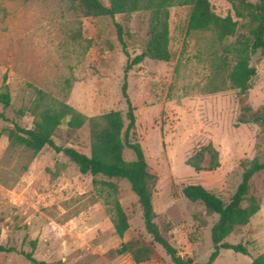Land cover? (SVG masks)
<instances>
[{
  "label": "rangeland",
  "instance_id": "1",
  "mask_svg": "<svg viewBox=\"0 0 264 264\" xmlns=\"http://www.w3.org/2000/svg\"><path fill=\"white\" fill-rule=\"evenodd\" d=\"M210 2L218 15L230 14L239 21L235 35L220 41L210 30L189 31L191 6H173L171 59L145 58L127 76L136 108L131 140L141 144L150 171L157 176L155 221L179 255L193 264L205 263L214 250L211 231L218 214L190 202L183 188L201 184L228 203L242 181L243 163L264 157L261 126L243 122L264 106V54L252 56L257 74L242 100L228 73L234 42L250 35L248 19L237 16L231 0ZM116 23L124 26L130 55L139 54L147 37V11L94 17L85 16L68 0H0V93L7 75L11 94L9 107L0 102L7 117L0 120V244L17 249L0 252V264H34L21 250L55 264H175L147 232L143 209L127 179L83 175L62 152L48 146L35 152L8 137L15 124L33 127L35 87L88 117L112 110L125 114L122 84L128 56ZM54 140L91 153L88 123L78 129L64 123ZM209 142L220 151V166L196 171L187 159ZM123 155L128 161L136 158L129 147ZM252 185L261 210L227 238L245 243L249 254L222 249L213 264H250L264 252V171ZM116 202L129 218L123 237L113 224ZM131 240L150 245L151 258L136 263L131 253L118 254L122 243Z\"/></svg>",
  "mask_w": 264,
  "mask_h": 264
},
{
  "label": "trees",
  "instance_id": "2",
  "mask_svg": "<svg viewBox=\"0 0 264 264\" xmlns=\"http://www.w3.org/2000/svg\"><path fill=\"white\" fill-rule=\"evenodd\" d=\"M85 16H109L137 11L149 12L147 37L143 42L142 51L132 57L127 50L124 26L116 23L117 33L123 45L128 61L125 66V76L122 84V95L127 103L125 114L120 110H112L101 115L88 117L69 103L53 99L44 90L35 87L37 103L33 113L37 116L33 127L25 128L19 124L10 129L8 137L13 144L25 145L35 152L44 147H51L62 152L76 164L81 174L93 176L103 175L108 178H124L138 196L143 209V218L147 232L153 241L160 244L171 256L175 264H193L192 259H184L176 247L162 234L155 218L153 205L154 188L157 176L150 171L144 150L139 142L132 141L131 135L136 129V108L128 93L127 76L129 71L145 58L157 61H169L170 51V9L173 6H191L188 30L213 31L220 41L235 35L239 21L232 15H218L212 9L210 0H68ZM238 17L247 18L250 35L238 36L230 52L233 53V64L228 73L231 87L236 88L245 99L252 88V79L257 74V68L252 64V56L261 52L264 54V0L253 3L249 0H231ZM0 102L4 108L11 104V94L7 75H4ZM41 108V109H40ZM249 111V106H243ZM7 120L4 111H0V120ZM256 123L261 126L264 138V106L260 113L243 121ZM64 123L71 129L90 126L91 153L85 154L71 146L58 145L54 140L55 131ZM260 146V145H259ZM125 147L132 149L136 155L134 160L124 158ZM187 164L196 171L215 170L220 166V151L212 143L201 146L187 159ZM242 181L228 203L201 184H188L183 188L184 196L192 203H201L208 211L218 214V219L212 226L211 237L214 250L203 264H213L222 249L232 250L244 255L249 254L248 246L243 243H232L227 238L239 227L247 225L251 218L261 210L260 199L253 191L252 181L255 176L264 171V157L255 156L244 162ZM106 184L113 185L108 182ZM116 233L123 237L129 229L128 215L120 202H116L112 215ZM33 248L36 240H32ZM16 247L0 244V252H14ZM118 254L131 253L136 263L149 260L153 254L150 245L140 240L122 243L116 250ZM26 259L34 264H55L36 258L33 252L19 251ZM202 264V263H197ZM250 264H264V252L252 259Z\"/></svg>",
  "mask_w": 264,
  "mask_h": 264
}]
</instances>
